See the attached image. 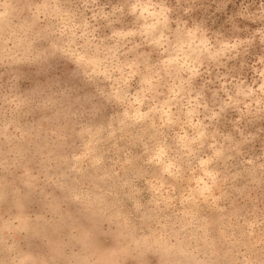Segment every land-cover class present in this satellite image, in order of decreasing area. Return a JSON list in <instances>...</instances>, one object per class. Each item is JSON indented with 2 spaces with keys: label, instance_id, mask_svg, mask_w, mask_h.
I'll list each match as a JSON object with an SVG mask.
<instances>
[{
  "label": "rangeland",
  "instance_id": "1",
  "mask_svg": "<svg viewBox=\"0 0 264 264\" xmlns=\"http://www.w3.org/2000/svg\"><path fill=\"white\" fill-rule=\"evenodd\" d=\"M0 264H264V0H0Z\"/></svg>",
  "mask_w": 264,
  "mask_h": 264
}]
</instances>
